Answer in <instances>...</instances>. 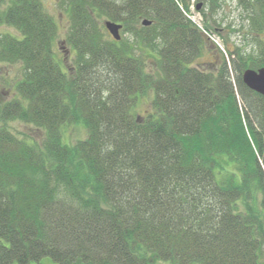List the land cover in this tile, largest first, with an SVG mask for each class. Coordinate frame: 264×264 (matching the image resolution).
Instances as JSON below:
<instances>
[{"label": "trees", "instance_id": "trees-1", "mask_svg": "<svg viewBox=\"0 0 264 264\" xmlns=\"http://www.w3.org/2000/svg\"><path fill=\"white\" fill-rule=\"evenodd\" d=\"M233 1L244 44L205 68L227 0H195L203 27L191 0H58L65 71L42 0H0L18 32H0V62L22 66L17 96L0 99V264H264V96L242 78L264 67V0ZM105 20L123 24L120 40ZM77 123L87 137L66 143Z\"/></svg>", "mask_w": 264, "mask_h": 264}, {"label": "rangeland", "instance_id": "rangeland-1", "mask_svg": "<svg viewBox=\"0 0 264 264\" xmlns=\"http://www.w3.org/2000/svg\"><path fill=\"white\" fill-rule=\"evenodd\" d=\"M45 9L54 16L58 25V36L55 43V51L58 59H60V64L63 70L67 71L73 65L74 52L66 41V35L69 28V17L66 12H63L58 5V0H42ZM201 4V3H199ZM200 8L196 6L195 0H191L190 9L185 11L186 16L194 21L200 27H203V16L200 13ZM217 19L222 23L221 34L218 31H213L207 39V46L204 52L198 56L195 61L196 65L201 67L213 66L214 61L220 55L219 50L222 48L227 49V47L233 48V45H241L243 43L242 34L232 33L228 28L229 23L235 24V27L239 26V23H243L241 10L237 7L236 1L227 0V3L223 6V9L216 15ZM0 32H10L13 34H18L15 28L8 26L6 24H0ZM121 34L124 35L122 29ZM228 40V43L226 42ZM217 45V46H216ZM251 45H248V48ZM219 48V50H218ZM147 57V56H146ZM148 58V57H147ZM227 58L230 56L227 53ZM148 68L151 69L152 64L148 60ZM22 73V66L20 63H5L0 62V99L7 100L17 96L15 92L16 81L20 79ZM153 99V92L149 90L147 94L143 95L139 100L136 112L139 115L146 114L147 111L151 109V102ZM9 127L29 140L41 141L45 136V131L43 128L37 127L33 124L25 123L19 120L9 121ZM63 139L66 143H74L77 140L84 139L87 137V129L83 123L69 124L65 126L63 130ZM0 242H5V240L0 239ZM43 264H56L55 261L47 256L42 260ZM13 264H19L14 262ZM34 264V263H33Z\"/></svg>", "mask_w": 264, "mask_h": 264}, {"label": "water", "instance_id": "water-1", "mask_svg": "<svg viewBox=\"0 0 264 264\" xmlns=\"http://www.w3.org/2000/svg\"><path fill=\"white\" fill-rule=\"evenodd\" d=\"M201 4H198V8H200ZM151 20L144 19L143 24L149 25L151 24ZM104 25L106 29L110 32V34L116 39L120 40L122 37L121 29L123 28V24L112 21L105 20ZM242 78L244 83L253 89L254 91L262 94L264 96V67H260L258 69L255 68H247L243 74Z\"/></svg>", "mask_w": 264, "mask_h": 264}, {"label": "built area", "instance_id": "built-area-1", "mask_svg": "<svg viewBox=\"0 0 264 264\" xmlns=\"http://www.w3.org/2000/svg\"><path fill=\"white\" fill-rule=\"evenodd\" d=\"M211 37H212V35H211Z\"/></svg>", "mask_w": 264, "mask_h": 264}]
</instances>
